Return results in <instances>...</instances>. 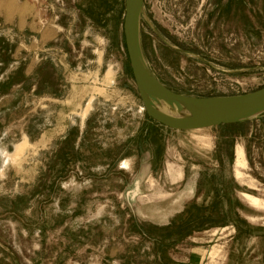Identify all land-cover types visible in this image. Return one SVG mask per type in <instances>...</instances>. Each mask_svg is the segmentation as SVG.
<instances>
[{
	"label": "rangeland",
	"instance_id": "1",
	"mask_svg": "<svg viewBox=\"0 0 264 264\" xmlns=\"http://www.w3.org/2000/svg\"><path fill=\"white\" fill-rule=\"evenodd\" d=\"M125 1L0 0V264H264V113L148 116ZM140 42L175 92L264 87V0H143Z\"/></svg>",
	"mask_w": 264,
	"mask_h": 264
},
{
	"label": "water",
	"instance_id": "2",
	"mask_svg": "<svg viewBox=\"0 0 264 264\" xmlns=\"http://www.w3.org/2000/svg\"><path fill=\"white\" fill-rule=\"evenodd\" d=\"M124 34L134 79L144 108L153 120L177 130H196L245 121L264 112V87L239 95L196 97L175 92L154 78L144 67L140 42V16L143 0L125 1ZM146 64V63H145ZM151 97L198 110L205 116H176L152 105Z\"/></svg>",
	"mask_w": 264,
	"mask_h": 264
},
{
	"label": "bare ground",
	"instance_id": "3",
	"mask_svg": "<svg viewBox=\"0 0 264 264\" xmlns=\"http://www.w3.org/2000/svg\"><path fill=\"white\" fill-rule=\"evenodd\" d=\"M146 62L143 61L144 67L147 70V72H149V74H151L153 77L154 75L150 72L147 64H145ZM155 78V77H154ZM151 101H152V105H154V107L162 112L171 114V115H176V116H205L211 113V111H205V110H198V109H194V108H189L187 106L184 105H176L173 104L167 100L164 99H158L156 97H151ZM246 158H245V154L244 151L241 147L237 148L236 150V165L239 168H244L247 164H246ZM236 174L238 177L243 175V172L239 169L236 170ZM247 198L254 203L255 205L258 206H264V200H262L259 197H256L254 195L251 196V194H246Z\"/></svg>",
	"mask_w": 264,
	"mask_h": 264
},
{
	"label": "trees",
	"instance_id": "4",
	"mask_svg": "<svg viewBox=\"0 0 264 264\" xmlns=\"http://www.w3.org/2000/svg\"><path fill=\"white\" fill-rule=\"evenodd\" d=\"M264 113V112H263ZM262 113V114H263ZM158 123V122H157ZM160 124V123H159ZM162 125V124H161ZM221 126V125H220ZM222 126H225V124H223ZM221 126V127H222ZM227 126H229V131H230V133L231 134H233L234 132H235V127H236V124H230V125H227ZM185 215H187L188 217H190V218H192L193 217V221L195 220L196 222H198V223H201L203 220H204V222L205 221H207L208 220V218H206L204 215H198V214H195L194 212H192L191 211V209L190 208H187L186 210H185V212L183 213V216H185ZM181 218H183L181 215H179L177 218H175V219H173V221L171 222V225L172 226H175L176 225V220H180ZM193 221H192V223H193ZM170 225V226H171ZM188 226H189V224H187L186 225V229H188ZM201 227V226H200ZM203 228H205V226H202ZM166 229H169V227H167ZM171 230H173V229H171ZM192 229H190L188 232L189 233H191L190 231H191ZM188 233V234H189Z\"/></svg>",
	"mask_w": 264,
	"mask_h": 264
}]
</instances>
